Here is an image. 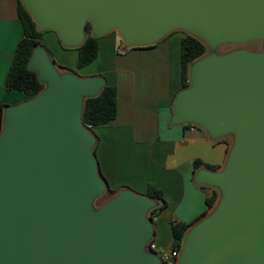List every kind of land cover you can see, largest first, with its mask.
Here are the masks:
<instances>
[{
  "label": "water",
  "instance_id": "1",
  "mask_svg": "<svg viewBox=\"0 0 264 264\" xmlns=\"http://www.w3.org/2000/svg\"><path fill=\"white\" fill-rule=\"evenodd\" d=\"M39 32L65 48L115 32L125 48L183 32L207 49L259 41L262 50L204 55L172 104L173 125L232 138L222 169L195 173L219 192L185 233L177 264H264V0H19ZM45 87L7 106L0 123V264H162L148 250L155 201L124 189L97 209L107 184L82 121L99 76L59 72L37 47L27 63Z\"/></svg>",
  "mask_w": 264,
  "mask_h": 264
},
{
  "label": "crops",
  "instance_id": "2",
  "mask_svg": "<svg viewBox=\"0 0 264 264\" xmlns=\"http://www.w3.org/2000/svg\"><path fill=\"white\" fill-rule=\"evenodd\" d=\"M50 33L55 36L52 59L59 72L69 68L82 78L99 76L117 89L116 119L92 129L98 141L95 157L99 172L114 191L123 185L142 194L149 185L162 191L167 206L153 225V240L157 249H168L172 244L170 224H189L206 209L210 190L201 189L195 180V173L205 168L194 173V161L222 169L231 147L230 137L213 140L195 126L171 123L173 100L181 88L183 34L172 39L174 32L152 48L118 54V36L112 32L99 38L97 59L78 70L76 51L63 50L56 34ZM22 37L18 0H0V111L2 105L16 106L29 99L5 89ZM70 51L74 55H69Z\"/></svg>",
  "mask_w": 264,
  "mask_h": 264
},
{
  "label": "trees",
  "instance_id": "3",
  "mask_svg": "<svg viewBox=\"0 0 264 264\" xmlns=\"http://www.w3.org/2000/svg\"><path fill=\"white\" fill-rule=\"evenodd\" d=\"M18 18L22 25L23 37L19 41L17 48L15 50L14 58L12 64L9 68L5 79V89L6 91H18L26 95L28 98H33L37 93H39L45 85L38 81L37 74L35 72L29 71L27 68L28 60L31 57L33 50L37 47H42L49 55L51 61L54 63L51 54L45 49L43 45V34L44 32H39L35 29V25L22 7L18 0ZM183 38L180 42V80H181V89H186L189 86L188 70L190 65L200 57L204 56L207 53V48L198 40L193 37L183 33ZM85 40L83 44L75 49L65 48L61 45L58 40L60 47L63 50H74L77 53L76 68L78 70L83 69L91 65L98 56V40L99 38L95 37L91 33L90 25L87 23L84 29ZM166 39V38H165ZM163 39V40H165ZM119 47L117 50L118 54L125 53L130 49H141V48H152L155 45L147 47H137V48H125L119 39ZM161 40V41H163ZM160 41V42H161ZM158 44V43H157ZM70 72V71H68ZM6 105L1 106V117L2 112L6 108ZM117 117V89L113 86L105 85L100 93L93 98H86L84 100V110L82 115V121L86 128L92 131L93 128L101 127L108 125L114 121ZM1 123V118H0ZM97 140V138H96ZM94 147L93 153L95 154ZM204 167L206 170L215 172L220 169V167H211L203 165L200 161H194L193 168L194 173L196 170ZM100 173V172H99ZM193 173V174H194ZM101 176V174H100ZM102 177V176H101ZM103 178V177H102ZM201 189H209L210 194L205 198L206 209L198 218L189 224L176 223L172 222L171 225V235H172V244L169 247L171 250H178L183 243L185 233L188 229L198 222L200 219L204 218L215 206L219 192L210 187L200 186ZM117 192L111 190L107 185L105 194L108 198L114 196ZM146 197L158 203L156 209H153L149 212V218L153 221L158 219L159 214L167 206L166 201L163 198V193L160 189L148 186Z\"/></svg>",
  "mask_w": 264,
  "mask_h": 264
},
{
  "label": "rangeland",
  "instance_id": "4",
  "mask_svg": "<svg viewBox=\"0 0 264 264\" xmlns=\"http://www.w3.org/2000/svg\"><path fill=\"white\" fill-rule=\"evenodd\" d=\"M51 31H49L47 34L44 32L43 34V37H42V42H43V45L45 47V49L51 54H54L53 50H52V46L55 42V36L54 34L50 33ZM182 32H176L174 34H172L170 37L175 38V37H178L180 36L181 34H179ZM118 45H119V42H118ZM236 50H246V51H251V52H254V53H259L261 50H262V43L259 42V41H256V42H250V43H244V44H240V45H221L219 47H216L214 50L212 49H207V53L206 55H212V54H217V55H223V54H227V53H230V52H233V51H236ZM68 53H71L69 55H74V52L70 51ZM73 53V54H72ZM70 57V56H69ZM68 71L72 72V73H75L73 70L67 68ZM77 73V71H76ZM232 144V138L230 137V145ZM118 189H116L115 191L116 192H119L121 190H124V189H128V190H131L133 191L132 189H129V187L123 185L122 187H117ZM135 192V191H133ZM137 193V192H135ZM137 194H141V195H144L142 193H137ZM109 198L106 196V194L104 193V195L102 197H100L99 199H97L95 202H94V209H97L99 206H101L104 202H106ZM156 205L158 203H155ZM159 221V218L158 219H155L154 220V225H156V223ZM168 228H169V224L166 225ZM166 234V233H165ZM155 240V239H154ZM154 240L152 239V242H154ZM167 250V249H165Z\"/></svg>",
  "mask_w": 264,
  "mask_h": 264
},
{
  "label": "built area",
  "instance_id": "5",
  "mask_svg": "<svg viewBox=\"0 0 264 264\" xmlns=\"http://www.w3.org/2000/svg\"><path fill=\"white\" fill-rule=\"evenodd\" d=\"M148 250L155 253L162 264H177L179 256L178 250H171L169 248L167 250L157 249L152 241L148 244Z\"/></svg>",
  "mask_w": 264,
  "mask_h": 264
}]
</instances>
